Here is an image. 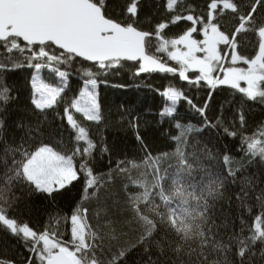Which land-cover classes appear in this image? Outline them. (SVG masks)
I'll return each mask as SVG.
<instances>
[{"label": "trees", "instance_id": "1", "mask_svg": "<svg viewBox=\"0 0 264 264\" xmlns=\"http://www.w3.org/2000/svg\"><path fill=\"white\" fill-rule=\"evenodd\" d=\"M88 1L149 34L145 52L160 71L0 42V264H44L41 236L76 264H264V73L249 97L195 71L182 76L167 48L186 35L200 43L213 26L228 57L260 56L264 66V0ZM34 64L45 65V84L61 86L51 107L33 104ZM57 70L67 73L62 85ZM92 81L97 121L72 108ZM167 91L177 95L171 112ZM42 147L70 158L76 174L50 193L23 174Z\"/></svg>", "mask_w": 264, "mask_h": 264}, {"label": "water", "instance_id": "2", "mask_svg": "<svg viewBox=\"0 0 264 264\" xmlns=\"http://www.w3.org/2000/svg\"><path fill=\"white\" fill-rule=\"evenodd\" d=\"M149 36L105 19L88 0H0V42L16 38L26 46L50 44L89 64L125 61L159 72L161 63L145 52ZM44 264L76 263L59 249Z\"/></svg>", "mask_w": 264, "mask_h": 264}, {"label": "rangeland", "instance_id": "3", "mask_svg": "<svg viewBox=\"0 0 264 264\" xmlns=\"http://www.w3.org/2000/svg\"><path fill=\"white\" fill-rule=\"evenodd\" d=\"M202 36L203 39L200 43H196L189 35H186L168 45L167 48H170V53L176 55V61L180 66V74L184 76L186 71H195L200 74L201 79L209 84L233 86L249 97L258 95L259 85L264 73L260 56L251 61H243L232 55L228 57L226 41L213 26H209ZM34 76L37 77L35 84L33 83ZM57 78L61 80L60 85H62L64 78ZM40 85L56 88L59 95L61 93V86L54 87L45 84L41 79L40 70L37 72L34 68L31 79L33 99L36 100L34 106L39 109L53 106L59 95L51 93L41 96L36 91V88ZM95 86L92 82H85L81 92L72 103L75 112L91 121L98 120ZM164 97L170 103L167 112H171L177 95L172 91H167L164 93ZM79 133L81 134V131ZM23 174L39 191L45 193L61 189L76 178L71 159L54 153L48 147L38 149L29 158L23 167ZM23 234L28 237L32 236L26 230H23ZM73 239L76 245L83 246L84 230L79 220L73 221ZM40 240L48 254L62 249L73 261H76L69 249L61 247L53 239L41 236Z\"/></svg>", "mask_w": 264, "mask_h": 264}, {"label": "snow or ice", "instance_id": "4", "mask_svg": "<svg viewBox=\"0 0 264 264\" xmlns=\"http://www.w3.org/2000/svg\"><path fill=\"white\" fill-rule=\"evenodd\" d=\"M33 67H35V69L37 70V72H39V70L42 68V67H44L45 65H40V64H34V65H32ZM57 74H58V76L59 77H61V78H65L66 79V77H67V73L66 72H64V71H59V70H57ZM88 75H91V73H88ZM36 80H37V77H33V83L35 84V82H36ZM92 83H93V85L95 84V81H92ZM36 91L41 95V96H43V95H45V94H51V93H55V94H57V95H59V91H58V89H56V88H49V87H47L46 85H40L39 87H37L36 88ZM33 104L35 105L36 104V100L35 99H33Z\"/></svg>", "mask_w": 264, "mask_h": 264}]
</instances>
